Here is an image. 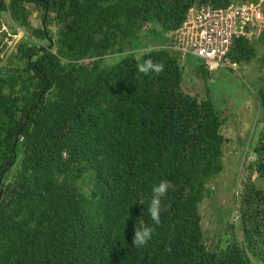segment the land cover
<instances>
[{
    "label": "trees",
    "instance_id": "trees-1",
    "mask_svg": "<svg viewBox=\"0 0 264 264\" xmlns=\"http://www.w3.org/2000/svg\"><path fill=\"white\" fill-rule=\"evenodd\" d=\"M233 1L245 0H0V31L7 14L26 32L0 56V264H264V31L230 53L259 73L256 141L231 190V237L213 246L200 205L225 172L229 116L205 63L186 58L200 97L172 49L192 6ZM147 59L163 71L139 72ZM162 180L171 187L155 224L147 202ZM140 220L155 231L136 247Z\"/></svg>",
    "mask_w": 264,
    "mask_h": 264
},
{
    "label": "rangeland",
    "instance_id": "rangeland-1",
    "mask_svg": "<svg viewBox=\"0 0 264 264\" xmlns=\"http://www.w3.org/2000/svg\"><path fill=\"white\" fill-rule=\"evenodd\" d=\"M32 12L33 25H41V10L32 9ZM5 16L8 25L6 23L4 25L17 35V37L12 39L10 44L11 47H4L3 50L6 52L15 49L16 43L22 39L26 32L20 28L16 29V23H11L9 20L10 17L7 14ZM50 28H53V33H58L56 25H51ZM2 37L3 35L0 33V39ZM167 42L170 43L168 39ZM1 45L2 44H0V55L2 54ZM7 45H9V43H7ZM258 51L257 57L259 58L262 55L263 48H260ZM119 58L120 57L113 55L108 58V63H115L116 59L118 60ZM185 60V86L187 89H190V92L193 94L197 92L195 88H198L201 97L203 96L202 94H205L204 81L195 76L192 69V66L197 65V60L194 62L189 59L187 65V59ZM254 65L257 66V64ZM255 69L256 68L253 66L250 67L249 65L246 66L242 64L239 68L241 75H239V73L234 70L220 67L210 74V80H207L206 82V85L211 90V95L216 102L217 109L221 113L225 112L226 115L229 116L227 124L223 128V134L226 138L228 137L227 142L224 145L225 172L220 174L211 185L214 197L206 199L200 205L202 226L208 246H213L218 242L219 233H222L220 237L230 238L232 226L230 228L227 225H232L233 222H236L238 219V212L234 209V205L230 203L233 196L231 190L232 187H234V193L237 194L239 192L242 183L239 181V175H236L238 171L237 168L241 167L249 144L251 143L252 145H255L256 141V133L254 131L257 116L254 93L258 89L257 83L259 73L256 72ZM240 176H243V173H241ZM219 182L223 185H219Z\"/></svg>",
    "mask_w": 264,
    "mask_h": 264
},
{
    "label": "built area",
    "instance_id": "built-area-1",
    "mask_svg": "<svg viewBox=\"0 0 264 264\" xmlns=\"http://www.w3.org/2000/svg\"><path fill=\"white\" fill-rule=\"evenodd\" d=\"M1 31L7 32L2 37L0 55L5 57L12 49L5 52L4 47H11L12 39L17 35L6 25ZM263 31L264 0L233 1L226 7L195 4L188 10L182 25L173 33L172 48L180 53L182 60L187 56L202 60L211 73L225 67L240 74L239 63L230 56L236 41L246 39L255 42Z\"/></svg>",
    "mask_w": 264,
    "mask_h": 264
},
{
    "label": "clouds",
    "instance_id": "clouds-1",
    "mask_svg": "<svg viewBox=\"0 0 264 264\" xmlns=\"http://www.w3.org/2000/svg\"><path fill=\"white\" fill-rule=\"evenodd\" d=\"M137 68L139 72L144 74H148L150 72L159 73L163 71V65L154 63L151 59L138 63ZM170 187L171 184L167 180H162L158 184L151 187V199L147 202V209L151 221L155 224L160 223L162 200L167 196ZM140 202L145 204L143 200H140ZM154 231L155 228L145 223V221L140 220L139 226H137L136 222L132 244L136 247L145 246L152 239Z\"/></svg>",
    "mask_w": 264,
    "mask_h": 264
}]
</instances>
